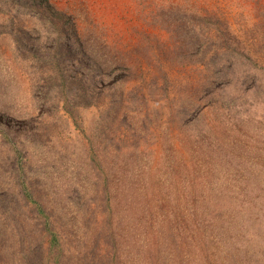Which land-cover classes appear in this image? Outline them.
I'll return each instance as SVG.
<instances>
[{"label":"rangeland","instance_id":"rangeland-1","mask_svg":"<svg viewBox=\"0 0 264 264\" xmlns=\"http://www.w3.org/2000/svg\"><path fill=\"white\" fill-rule=\"evenodd\" d=\"M110 234L119 264H264V0H0V264Z\"/></svg>","mask_w":264,"mask_h":264},{"label":"trees","instance_id":"trees-1","mask_svg":"<svg viewBox=\"0 0 264 264\" xmlns=\"http://www.w3.org/2000/svg\"><path fill=\"white\" fill-rule=\"evenodd\" d=\"M43 211L40 209V207L37 206V211L35 210V218L37 217H43ZM106 241L110 248L106 247L103 252L101 248H97V242L92 245V248L89 250H86V252L83 255V264H98V261H103V258L105 257L106 260L111 261L110 264H114L113 262H117L118 259V252H116L117 243L114 240V237L112 234H110L109 237H106ZM51 243H55V236H53ZM113 261V262H112ZM119 264V262H117Z\"/></svg>","mask_w":264,"mask_h":264}]
</instances>
